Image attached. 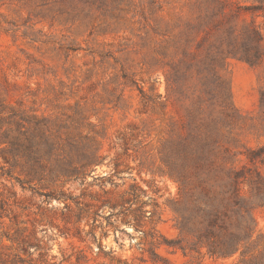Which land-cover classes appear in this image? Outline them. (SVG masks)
Returning a JSON list of instances; mask_svg holds the SVG:
<instances>
[{"label": "rangeland", "instance_id": "obj_1", "mask_svg": "<svg viewBox=\"0 0 264 264\" xmlns=\"http://www.w3.org/2000/svg\"><path fill=\"white\" fill-rule=\"evenodd\" d=\"M245 26L264 0H0V264H264V59H211ZM231 171L244 254L184 255Z\"/></svg>", "mask_w": 264, "mask_h": 264}, {"label": "trees", "instance_id": "obj_2", "mask_svg": "<svg viewBox=\"0 0 264 264\" xmlns=\"http://www.w3.org/2000/svg\"><path fill=\"white\" fill-rule=\"evenodd\" d=\"M259 31L254 26H245L237 36L231 31L225 32V38L219 37L215 45L216 53L211 59H224L233 57L251 65L264 59V44ZM234 45L224 53L223 44ZM241 47H236L237 44ZM225 54V55H224ZM202 62V61H201ZM199 167L196 169L198 170ZM239 171H231L227 191L214 192L206 188L204 181H198L199 194L203 196L200 203L198 194L192 193L196 198L195 209L190 217H181L179 231L183 237L173 243L185 255L189 252L200 253L202 249L210 257H230L240 252V248L251 237L254 226L246 221L249 210L245 208L239 198ZM183 182L180 181V188ZM206 201H202V200ZM202 202L204 203V205ZM252 222L253 219L251 218ZM184 242V243H183Z\"/></svg>", "mask_w": 264, "mask_h": 264}]
</instances>
